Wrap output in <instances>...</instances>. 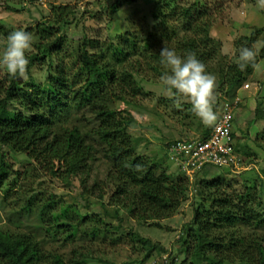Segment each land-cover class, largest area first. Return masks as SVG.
Returning <instances> with one entry per match:
<instances>
[{
  "label": "trees",
  "instance_id": "obj_1",
  "mask_svg": "<svg viewBox=\"0 0 264 264\" xmlns=\"http://www.w3.org/2000/svg\"><path fill=\"white\" fill-rule=\"evenodd\" d=\"M122 2L109 6L111 16ZM159 4L160 9L152 14L156 20L152 27L130 28L107 37L85 31L72 50H67L65 43L71 41L61 30L73 24L79 10L55 5L53 19L35 26L38 51L28 59V72L32 66L47 65L46 80L36 83L32 76L33 81L26 84L9 74L0 78V144L5 147L0 150V204H13L11 212L17 217H9L10 225H0V264H116L97 263L90 256L104 242L111 241L115 247L126 239L144 252V262L155 252H168L162 242L133 227L120 234L122 224L108 222L101 214L85 215L56 195L7 184L8 152L21 153L45 174L70 183L77 180L82 195L102 202L108 197L110 204L131 209L138 224L162 227L160 220L177 214L189 196L190 178L182 169L183 177H175L166 159L137 151L132 131L137 118L122 104H135L142 95L138 76L167 71L159 55L165 41L180 55L196 53L208 72L211 63H217L222 90L231 97L256 68L249 66L242 72L237 62H229L222 54V40L212 34L215 13L222 4L215 6L210 0L190 4L159 0ZM0 30L6 36L10 32L4 26ZM263 32L257 28L243 35L238 49L256 44ZM262 59L264 46L257 63ZM13 103L18 109L11 107ZM256 114L264 119L262 102ZM262 135L258 144L264 150ZM99 145L104 147L108 173L106 179L91 183V172L100 161ZM195 186L199 200L179 236L185 248L180 264H264V199L252 187L234 192L221 178L201 180ZM63 243L75 248L62 252ZM167 264L179 263L174 258Z\"/></svg>",
  "mask_w": 264,
  "mask_h": 264
},
{
  "label": "rangeland",
  "instance_id": "obj_2",
  "mask_svg": "<svg viewBox=\"0 0 264 264\" xmlns=\"http://www.w3.org/2000/svg\"><path fill=\"white\" fill-rule=\"evenodd\" d=\"M118 0H0V26H4L8 31L20 29L32 34V48L26 53L27 58L38 51L36 44L39 42L38 36L33 31L37 24L42 21L53 19L51 11L55 5H72L79 10L72 25L62 28L61 32L69 37L70 45L65 43L67 50H72V45L77 46L84 37L85 31L93 35L101 32L103 37L116 36L125 33L128 29L143 31L147 26L156 24L153 19V12L160 9L159 0H137L135 3H126L122 0V6L114 16H111L110 5ZM192 3L194 0H180V2ZM212 4H222L219 12H216L217 21L213 27V36L222 40V54L228 56L229 62H237L239 49L237 41L243 35H250L254 29H264V8L257 4V0H210ZM11 4L12 7H8ZM92 14H97L96 18ZM110 15V16H109ZM133 18V19H132ZM137 24H133L134 22ZM132 26V27H131ZM6 43V34L0 30V53H2ZM258 48L264 46V32L256 43ZM264 61V60H263ZM66 62H69L68 60ZM209 73L216 77L214 111L217 120L220 118L224 105L234 103L239 98V104L235 112L234 132L238 152L241 154L242 163L237 169L209 167L202 172L192 175L186 174L190 178L191 189L188 198L183 202L177 214L160 220L162 227H154L149 224H138L136 219L131 217V209L118 207L110 204L108 197L102 202L97 197L82 195L79 190V182L73 183L63 181L51 174H45L34 167L32 161L21 153H9V167L7 170L8 183L10 186L23 185L26 190L34 189L36 192L50 193L56 195L65 202L77 206L85 215L101 214L105 220L114 224L121 223L124 232L126 228L133 227L146 237H151L155 241H160L167 248V253L155 252L154 255L144 262V252L136 250L127 239L119 242L115 247L107 243L99 245L95 254H91L97 263L101 260H108L116 264H167L171 259L176 258L177 263H182L185 258V248L179 236L184 231L185 224L192 220L193 210L199 200L196 192V182L201 180H213L221 178L228 184L232 191L241 192L248 187L254 188V194L264 199V150L259 146L263 141L264 119L257 117L256 107L260 102L264 106V89L260 86L263 81L255 83L248 77L246 82H250L249 88L243 86L231 97L226 90H222L223 83L220 80L217 63ZM208 72V71H207ZM255 72V70H254ZM47 65L32 66L28 72V79L23 81L28 84L44 82L48 77ZM6 69H0V78L7 75ZM159 73H148L144 77L138 76L139 83L143 88L135 104L123 103L122 107L128 108L137 118L132 131L135 138L138 152L147 156L163 158L167 160L170 172L175 176H182L179 165L171 158L170 147L178 139L201 138L203 133L210 130L212 126H206L191 112V105L185 102L181 109H177L166 96V86L160 79ZM249 95V96H248ZM239 96V97H238ZM13 109H18V104L11 105ZM147 114L148 119H145ZM143 121V122H141ZM215 122V123H216ZM259 140V141H258ZM100 161L95 165L96 170H92L90 176L91 183L106 179L108 167L107 159L104 157V147L99 145ZM5 149L0 144V150ZM167 157V158H166ZM173 161V162H172ZM183 171V170H182ZM6 184V185H7ZM3 192V189H1ZM0 196V200H2ZM0 225H10L9 217L16 219L11 209L13 204H0ZM28 221L27 219H25ZM117 232L116 230H114ZM119 234V235H120ZM59 247L62 252H69L72 245ZM104 251V253H101ZM106 252V253H105Z\"/></svg>",
  "mask_w": 264,
  "mask_h": 264
},
{
  "label": "clouds",
  "instance_id": "obj_3",
  "mask_svg": "<svg viewBox=\"0 0 264 264\" xmlns=\"http://www.w3.org/2000/svg\"><path fill=\"white\" fill-rule=\"evenodd\" d=\"M259 7L264 8V0H257ZM32 34L20 29L10 31L6 36V44L0 53V69H6L11 77L28 79L29 60L26 53L32 48ZM260 48L255 43L241 46L237 66L240 71L247 67H259L257 57ZM160 63L167 69L160 79L166 86L167 98L172 105L181 109L185 102L191 105V112L206 126H212L217 120L214 111L216 77L206 71L205 64L197 58L196 53L188 51L183 55L168 46L167 41L161 48ZM147 120V114H145ZM143 122V121H141Z\"/></svg>",
  "mask_w": 264,
  "mask_h": 264
},
{
  "label": "built area",
  "instance_id": "obj_4",
  "mask_svg": "<svg viewBox=\"0 0 264 264\" xmlns=\"http://www.w3.org/2000/svg\"><path fill=\"white\" fill-rule=\"evenodd\" d=\"M250 86L246 82L243 88ZM239 98L234 103L224 105L220 118L207 137L183 138L173 142L170 147L171 158L185 173L192 175L209 167L237 169L241 166L242 157L233 132Z\"/></svg>",
  "mask_w": 264,
  "mask_h": 264
},
{
  "label": "crops",
  "instance_id": "obj_5",
  "mask_svg": "<svg viewBox=\"0 0 264 264\" xmlns=\"http://www.w3.org/2000/svg\"><path fill=\"white\" fill-rule=\"evenodd\" d=\"M264 59H262L259 62V67L255 69V72L250 76V80H252L253 83L257 81H263V83L260 85L264 89ZM249 82V81H248ZM250 83V82H249ZM251 84V83H250ZM245 90V88H242ZM249 96V95H248Z\"/></svg>",
  "mask_w": 264,
  "mask_h": 264
}]
</instances>
